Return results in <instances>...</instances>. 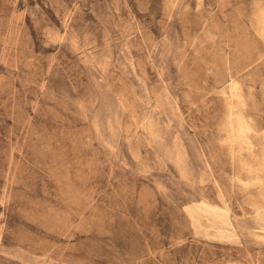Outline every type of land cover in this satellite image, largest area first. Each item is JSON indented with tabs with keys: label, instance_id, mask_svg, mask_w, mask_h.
Returning <instances> with one entry per match:
<instances>
[{
	"label": "rangeland",
	"instance_id": "rangeland-1",
	"mask_svg": "<svg viewBox=\"0 0 264 264\" xmlns=\"http://www.w3.org/2000/svg\"><path fill=\"white\" fill-rule=\"evenodd\" d=\"M0 264H264V0H0Z\"/></svg>",
	"mask_w": 264,
	"mask_h": 264
},
{
	"label": "bare ground",
	"instance_id": "bare-ground-1",
	"mask_svg": "<svg viewBox=\"0 0 264 264\" xmlns=\"http://www.w3.org/2000/svg\"><path fill=\"white\" fill-rule=\"evenodd\" d=\"M237 122H238V136L237 137H241L242 136V133L244 132V130H247V126L243 120V118L241 117V115H238L237 114V118H236ZM231 127L233 128V130L235 129V126H234V118H231ZM236 130V129H235Z\"/></svg>",
	"mask_w": 264,
	"mask_h": 264
}]
</instances>
